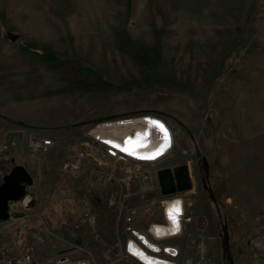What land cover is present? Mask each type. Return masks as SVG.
<instances>
[{"label": "rangeland", "instance_id": "obj_1", "mask_svg": "<svg viewBox=\"0 0 264 264\" xmlns=\"http://www.w3.org/2000/svg\"><path fill=\"white\" fill-rule=\"evenodd\" d=\"M26 42L62 62L48 64ZM143 115L169 130L166 153L108 156L96 135L119 139L135 125L151 138L144 121L118 125ZM0 119L20 130L12 141L1 132L0 176L14 159L33 179L0 221V264L70 251L139 264L121 257L127 227L151 238L171 197L190 217L157 241L177 250L175 264H264V0H0ZM30 134L50 139L48 149L32 151ZM72 161L78 174L63 170ZM33 162L47 164L45 183ZM183 164L192 187L163 194L158 170Z\"/></svg>", "mask_w": 264, "mask_h": 264}, {"label": "built area", "instance_id": "obj_2", "mask_svg": "<svg viewBox=\"0 0 264 264\" xmlns=\"http://www.w3.org/2000/svg\"><path fill=\"white\" fill-rule=\"evenodd\" d=\"M155 117L149 116V115H143L142 117H135L130 118L126 121V123H129L133 120V122H136L140 120L145 123L146 125L150 126V128L153 129L154 134L156 137H158V140H163L164 144H162V147L164 149L162 152H165L169 148V144L167 143V140L169 139V134H166L163 129L158 127V123L155 122ZM120 121L121 123H118V125H122L124 122ZM162 122V121H161ZM107 123V122H106ZM137 123V122H136ZM117 124V123H116ZM164 124V123H163ZM133 125L132 123L130 126ZM112 126V124L108 125ZM135 126V125H134ZM165 126V124H164ZM143 130L147 131V128L145 127ZM145 131H143L145 133ZM137 131L128 129V132L121 135V138L114 139L115 141H111L107 138L101 137L99 135H96V140L99 142L100 145L104 146V150L106 151V154L108 156H117L123 159H131V154H129L128 151H124L126 146V140H128L130 135H132L135 139V136ZM168 133V132H167ZM148 135V132H147ZM131 136V137H132ZM143 138L146 142L145 145H147V137ZM167 136V138H166ZM149 137V135H148ZM112 138V137H111ZM113 139V138H112ZM150 139V138H149ZM116 141H122L123 144L119 145ZM51 144V140L48 138H44L41 135L37 134H30L29 136V147L34 152H43L46 151ZM119 145V146H117ZM131 155V156H130ZM155 158V157H154ZM133 159V158H132ZM142 160V159H140ZM85 168L82 169V171ZM63 170L67 173H76L78 174L80 172V164L77 161H72L70 163H66L63 166ZM177 201H179V206L181 208V212L178 215L177 219L179 222L178 229L176 228V225H174L173 221L169 218L168 215V209L175 204ZM162 208H163V214H162V221L160 222H152L148 226V232L151 238H146L142 234H137L136 229L133 226H128L127 230L129 231V236L124 241V247L121 249V257H126L129 259L136 260L139 264H175V260L173 259L176 256L177 250L174 248H164L161 251V248L157 246L158 240L162 238H168V237H174L179 235L182 232V229L185 225V223L190 222V217L186 215L183 207V203L180 198L178 197H171L169 199H166L161 202ZM128 221H131L130 218H127ZM159 229V231H157ZM154 240V241H153ZM161 243H159L160 245ZM136 253H141L144 258H140ZM44 264H97L94 258L89 254H80L78 252L70 251V252H61L56 254L54 257H51L47 259Z\"/></svg>", "mask_w": 264, "mask_h": 264}, {"label": "water", "instance_id": "obj_3", "mask_svg": "<svg viewBox=\"0 0 264 264\" xmlns=\"http://www.w3.org/2000/svg\"><path fill=\"white\" fill-rule=\"evenodd\" d=\"M19 34L12 31H6V37L10 41H15ZM11 167L0 176V221L9 219V205L11 202H17L22 199L28 186L32 185V175L27 168L21 164L14 163L11 159ZM205 174L207 167L205 165ZM158 182L163 194H173L183 192L192 187L191 176L187 165H179L172 168H161L157 172ZM205 187H207L204 184ZM209 190L210 188L207 187ZM209 198L215 202L212 193ZM222 248L225 256L231 262L230 248L228 243L227 223L224 221L222 225Z\"/></svg>", "mask_w": 264, "mask_h": 264}, {"label": "bare ground", "instance_id": "obj_4", "mask_svg": "<svg viewBox=\"0 0 264 264\" xmlns=\"http://www.w3.org/2000/svg\"><path fill=\"white\" fill-rule=\"evenodd\" d=\"M155 122H157L159 125H163V130L164 132H166V134H169V138L171 139V134L169 132V130L166 128V126H164L163 122H161V120L157 119L156 117L153 118ZM124 122V121H123ZM136 122H140V120L136 121ZM136 122H133V120L129 123H126L127 125L132 124H136ZM113 125V124H112ZM135 128H133L134 131H137L135 139L132 135H130V137H128L129 139L126 140V146L125 149H128L129 154L132 155V157H130L131 159H144L146 161H151V159L153 158V160L159 159L160 157H162L166 152H162V150L164 149V147H162V144H164L163 140H158V137H156V135H151V138L149 139L147 132L143 130V127L140 126H134ZM145 131V133L143 132ZM168 132V133H167ZM147 137V145L143 136ZM132 136V137H131ZM104 138H107L111 141H115L114 139H112L110 136H105ZM119 145H122L123 142L122 141H116ZM161 142V144H160ZM166 142V141H165ZM122 143V144H121ZM160 144V145H159ZM117 145V146H119ZM162 149V150H161ZM130 155V156H131ZM155 157V158H154ZM138 256H140V258H144V256L141 253H136Z\"/></svg>", "mask_w": 264, "mask_h": 264}, {"label": "trees", "instance_id": "obj_5", "mask_svg": "<svg viewBox=\"0 0 264 264\" xmlns=\"http://www.w3.org/2000/svg\"><path fill=\"white\" fill-rule=\"evenodd\" d=\"M128 41H127V39L126 38H124V43H127ZM130 42V44L132 43L131 41H129ZM129 46H131L132 48H133V51H135L134 49H135V45L134 44H131V45H129ZM23 48H24V50H26V51H30V52H32V53H35V54H37L40 58H42L45 62H47L48 64H50V65H58V64H60L61 62H62V60H61V55L60 54H58L57 52H54V51H51V50H44V51H42V52H39L38 50H37V48L34 46V44L33 43H29V42H26L24 45H23ZM135 53H136V55L140 58V59H143L144 60V55L143 54H140L139 52H137V51H135ZM89 70V71H88ZM90 70L92 71V67L90 66H81L80 68H78V73L80 74V75H85V77H89V75H90ZM94 72V71H93ZM100 76V75H99ZM84 83L85 84H87V81H86V79L84 80ZM9 169V168H8ZM7 169V170H8Z\"/></svg>", "mask_w": 264, "mask_h": 264}, {"label": "crops", "instance_id": "obj_6", "mask_svg": "<svg viewBox=\"0 0 264 264\" xmlns=\"http://www.w3.org/2000/svg\"><path fill=\"white\" fill-rule=\"evenodd\" d=\"M1 120V119H0ZM17 131H20L19 129H10V128H5V126L3 127V125H2V123H0V135H1V132L3 133V136L5 137V138H8V140H10V141H12L13 139H10V138H14V137H17V136H19V133L17 132ZM11 164H8V165H6V168L8 167V166H10ZM42 165V164H41ZM44 165V164H43ZM46 166H40V164H39V162H37V163H35V162H33L32 164H31V166H32V169H35V171H34V173H36L37 174V176L39 177L40 176V182H41V180L45 183V179H44V170H46L48 167H47V164H45ZM9 168V167H8ZM27 168H29V167H27ZM42 169H43V171H42ZM43 172L42 173V175L43 176H41L40 175V172ZM39 179V178H38ZM166 239H169V238H165L164 239V242H166L165 240Z\"/></svg>", "mask_w": 264, "mask_h": 264}, {"label": "snow or ice", "instance_id": "obj_7", "mask_svg": "<svg viewBox=\"0 0 264 264\" xmlns=\"http://www.w3.org/2000/svg\"><path fill=\"white\" fill-rule=\"evenodd\" d=\"M153 123H157V122H153ZM158 127H160L161 129H163V125H157ZM167 138V136H166ZM162 150V149H161ZM124 151H128V149H124ZM181 212V208L179 206V201H177L175 204H173L169 209H168V215L169 218L173 221L174 225H176V228L178 229L179 227V222H178V215ZM157 231H159V229H157ZM149 264H151V262H149Z\"/></svg>", "mask_w": 264, "mask_h": 264}]
</instances>
